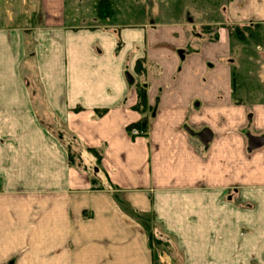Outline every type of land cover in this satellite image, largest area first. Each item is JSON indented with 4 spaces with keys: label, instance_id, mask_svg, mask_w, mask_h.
<instances>
[{
    "label": "crops",
    "instance_id": "crops-1",
    "mask_svg": "<svg viewBox=\"0 0 264 264\" xmlns=\"http://www.w3.org/2000/svg\"><path fill=\"white\" fill-rule=\"evenodd\" d=\"M150 4L0 0V264H264V0Z\"/></svg>",
    "mask_w": 264,
    "mask_h": 264
},
{
    "label": "rangeland",
    "instance_id": "rangeland-1",
    "mask_svg": "<svg viewBox=\"0 0 264 264\" xmlns=\"http://www.w3.org/2000/svg\"><path fill=\"white\" fill-rule=\"evenodd\" d=\"M151 0H126V13L122 16L126 22H140L146 17L154 14V9L151 6ZM178 6L182 4V0H176ZM181 7V6H180ZM130 24V23H128ZM216 26L202 27L203 31L212 32ZM214 28V29H213ZM241 35L246 37V41L234 39L235 63L239 74L236 76L238 83L248 82L250 86H259L264 90V29L252 28L248 26L242 27ZM235 33V32H233ZM240 35V36H241ZM215 40V35L213 36ZM243 83V84H244Z\"/></svg>",
    "mask_w": 264,
    "mask_h": 264
},
{
    "label": "trees",
    "instance_id": "trees-1",
    "mask_svg": "<svg viewBox=\"0 0 264 264\" xmlns=\"http://www.w3.org/2000/svg\"><path fill=\"white\" fill-rule=\"evenodd\" d=\"M233 30H234V32L237 35H241L242 34L241 32H243L242 28H240V27H235ZM215 39H217V36H215ZM240 40L241 41H246V37L244 35H241L240 36ZM139 99H140V102H139L138 106H139V108L142 107V110H143V108L146 106V93H145V89L144 88H140L139 89ZM138 127H140L141 130L145 131V129L147 128V121L143 120L138 125Z\"/></svg>",
    "mask_w": 264,
    "mask_h": 264
},
{
    "label": "water",
    "instance_id": "water-1",
    "mask_svg": "<svg viewBox=\"0 0 264 264\" xmlns=\"http://www.w3.org/2000/svg\"><path fill=\"white\" fill-rule=\"evenodd\" d=\"M200 138L202 140V142L204 144H208V142H210L211 138H212V133L210 130H204L201 135ZM263 144V138L261 137H257V136H251L249 138V146L253 149L261 147Z\"/></svg>",
    "mask_w": 264,
    "mask_h": 264
},
{
    "label": "built area",
    "instance_id": "built-area-1",
    "mask_svg": "<svg viewBox=\"0 0 264 264\" xmlns=\"http://www.w3.org/2000/svg\"><path fill=\"white\" fill-rule=\"evenodd\" d=\"M142 133V131H140L139 129H137V128H132V130H131V134L132 135H139V134H141Z\"/></svg>",
    "mask_w": 264,
    "mask_h": 264
}]
</instances>
